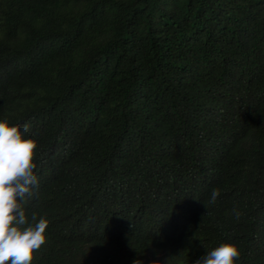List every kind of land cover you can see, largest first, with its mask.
<instances>
[{
    "label": "trees",
    "instance_id": "16d2710c",
    "mask_svg": "<svg viewBox=\"0 0 264 264\" xmlns=\"http://www.w3.org/2000/svg\"><path fill=\"white\" fill-rule=\"evenodd\" d=\"M2 120L38 141L32 264H264V0H0Z\"/></svg>",
    "mask_w": 264,
    "mask_h": 264
},
{
    "label": "clouds",
    "instance_id": "9594fccd",
    "mask_svg": "<svg viewBox=\"0 0 264 264\" xmlns=\"http://www.w3.org/2000/svg\"><path fill=\"white\" fill-rule=\"evenodd\" d=\"M29 125L9 126L0 121V264H32L34 252L46 243L49 220L36 213L26 214L25 203L33 195L39 180L34 162L38 141L29 137ZM220 190L211 191L210 202L215 203ZM237 220L242 213L233 209ZM241 255L233 243H221L199 258L195 264H234ZM133 264H143L134 260ZM151 264H167L153 260Z\"/></svg>",
    "mask_w": 264,
    "mask_h": 264
}]
</instances>
